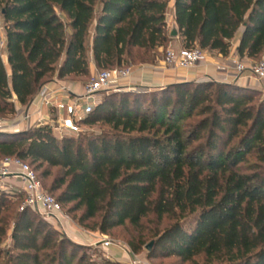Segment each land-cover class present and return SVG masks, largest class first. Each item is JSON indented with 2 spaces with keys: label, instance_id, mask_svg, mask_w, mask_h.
I'll return each instance as SVG.
<instances>
[{
  "label": "trees",
  "instance_id": "trees-1",
  "mask_svg": "<svg viewBox=\"0 0 264 264\" xmlns=\"http://www.w3.org/2000/svg\"><path fill=\"white\" fill-rule=\"evenodd\" d=\"M171 1L182 48L226 57L242 28L239 57H264V0H0V117L14 115V101L28 106L55 75L88 78L91 59L100 70L155 63L171 41ZM97 122L110 130L61 139L49 126L0 133V156L29 161L39 179L57 169L44 189L103 234L126 224L138 229L150 214L171 220L161 232L129 239L137 253L152 238L149 259L264 264L260 91L210 80L119 91L81 124ZM16 198L24 194L0 191V246L9 228L11 239L0 264H120L78 257L90 247L31 208L15 211Z\"/></svg>",
  "mask_w": 264,
  "mask_h": 264
},
{
  "label": "built area",
  "instance_id": "built-area-1",
  "mask_svg": "<svg viewBox=\"0 0 264 264\" xmlns=\"http://www.w3.org/2000/svg\"><path fill=\"white\" fill-rule=\"evenodd\" d=\"M0 35L3 37L2 29ZM3 43L1 41L0 46ZM204 58V53L198 47L190 49H166L163 63L170 69H191L197 62ZM237 74L249 72L258 82H264V59L253 63L248 67L242 63L235 64ZM133 74L131 67L112 68L95 72L90 79L81 87L80 91L72 86L63 83L57 78L43 84L34 100L26 110L16 111L10 118L0 117V133L13 134L26 131L33 127L49 126L53 135L61 139L69 135L82 133V122L93 111L99 102L98 97L103 94H111L121 90L131 91L130 87L122 86V82L129 79ZM155 88H144L145 92H150ZM35 107L31 113L29 107ZM46 110L44 115L40 112ZM8 179H16L20 182L18 192L24 194V208L35 210L40 217L50 223L68 238V233H80L79 237L84 242L81 244L88 247H95L105 252L107 259H114L109 253L112 242L99 233H88L78 228L71 219L64 214L61 205L43 187L37 174L31 167L13 157L0 160V186L11 185ZM122 252L128 259L133 257V262L129 264H140V260L132 251L123 247Z\"/></svg>",
  "mask_w": 264,
  "mask_h": 264
},
{
  "label": "crops",
  "instance_id": "crops-1",
  "mask_svg": "<svg viewBox=\"0 0 264 264\" xmlns=\"http://www.w3.org/2000/svg\"><path fill=\"white\" fill-rule=\"evenodd\" d=\"M172 1L169 4L167 9V20H168V29L171 25V22L174 21L172 19ZM169 17V18H168ZM242 32V28L239 30L235 38L231 43V48L229 51V55L226 57H222L215 51H203L204 58L201 59L196 65L191 69H170L167 68L164 63L163 59L160 57V53H162L163 49L160 48L158 53L159 56L157 57L155 63L153 64H140V65H132L130 66L133 70V74L131 77L121 84L124 87H130L132 89H144V88H159L164 87L167 85H172L181 82H191V81H206L210 80L217 83H234L241 87H248L252 89H257L264 92V82L260 83L256 79H254L249 72H245L242 74H237L235 71V64L242 63L245 66H249V60L246 57H239L237 54V48L239 45L240 35ZM169 47H173L175 49H181L182 45L178 38H171L169 43ZM2 60L4 64L7 66V55L6 52L4 53ZM90 69V77L98 71L95 67L94 62L92 59L89 63ZM55 78L56 75H55ZM58 79V78H57ZM59 80V79H58ZM64 82L63 80H61ZM66 83V82H65ZM72 86L75 90L80 91L81 87L74 86V84L66 83ZM36 97V95H35ZM34 97V98H35ZM33 98V100H34ZM15 103V112L20 110H26L28 106H22L16 101ZM35 107H29V111L33 113L35 111ZM46 110H42L40 112L41 115H44ZM11 184V187L14 186L15 188L19 189L20 182L16 179H8ZM80 233H68V238L72 241L81 244L83 239L79 237ZM117 249L109 248V253H111L114 258L118 260H126V256L123 254H118Z\"/></svg>",
  "mask_w": 264,
  "mask_h": 264
},
{
  "label": "rangeland",
  "instance_id": "rangeland-1",
  "mask_svg": "<svg viewBox=\"0 0 264 264\" xmlns=\"http://www.w3.org/2000/svg\"><path fill=\"white\" fill-rule=\"evenodd\" d=\"M1 27H2V18H1V14H0V28ZM168 48H169V45L165 49H163L162 53H160V57L162 59L164 58L165 51ZM4 53H5L4 49H1V57H3ZM263 59H264V57L262 56V57H260V58H258L256 60H249L250 61L249 64L251 65L253 63L260 62ZM59 64H60V62H59ZM99 70L100 69H98V71ZM53 79H55V76H53L51 80H53ZM89 79H90V76L88 78L69 77V78H65L63 80L64 81L63 83L66 82V83L74 84V86L82 87ZM51 80H49V81H51ZM131 91L138 92V91H143V90L142 89H133ZM258 91H260V90H258ZM120 92H128V91L127 90H121ZM260 92H261V98H264V92H262V91H260ZM111 94H113V93H111ZM107 95H109V94H106V93L101 94L98 97V101L100 102ZM109 130L110 129H109L108 126H106V125H104L103 123H100V122H97V123L92 124V125L91 124L90 125L89 124H83L82 125V134H87V135L101 134V133H104V132H108ZM2 159L3 158L0 156V160H2ZM25 163L28 164L30 162L29 161H25ZM42 171H43V169L37 170V173H38V175L40 177H41ZM57 171H58L57 169H54L52 171V176H50V177H47V178L41 177L40 181H41L42 185H44V188L46 190H48V187H49V185H50V183H51V181L53 179V176L55 174H58ZM16 189L17 188H15L14 186L11 187V185H8V184L0 186V191H4V192L8 193V194H10V196H13L14 194L20 193ZM52 195L54 197H56L54 194H52ZM23 201H24L23 199H20V200L17 201V198L12 200V202H14L13 207H14L15 211H19V209L23 205ZM70 207L71 206L65 207V209H63V212H64L65 215H67L71 219V221L78 228H80L81 230H83L85 232H88V233H99V234L104 235L106 238H108L112 242V246L110 248L111 249L120 250V251H117V250L116 251L118 252V254L121 253V255L122 254L124 255V253L122 252V248L123 247H127V248H129L131 250V248L128 245V241H129V239L131 237L137 236L141 232H143L144 235H149L148 233L150 231L151 232H156V231L157 232H161L162 230L167 228L172 223V221L169 220L168 218H163L162 220L159 221L154 215L150 214L147 218H145L141 222V225L139 226L138 229H134L130 225L126 224L124 227H118V228H115V229L110 230L109 232L103 234V233L99 232L97 229H93L92 228L94 221H89V222H86L84 224H79L77 222V218L80 215V213L79 212H68L67 213L66 211L68 209H70ZM72 242H74V241H72ZM74 243H76V242H74ZM149 243H153V246H154V240L152 238H148L145 241V245L143 246V248L139 252L135 253V252H133L131 250L132 253L137 257V259L141 261L140 264H190V263H181L175 257L149 259L147 257V254H148L149 251H147L145 249L146 246ZM76 244H78V243H76ZM78 245H81V246H84V247H88V246H85L83 244H78ZM153 246H152V248H153ZM0 249L3 250V251H7V250L11 249L10 228H9V231L7 232V235L5 236L3 242H2V244L0 246ZM83 253H86V255H89L94 261H97V262H102L103 260H107V261L111 260V262H113V263L129 264L130 260H131V262H133V260H134L133 257H130L129 259H128V257H126L125 261L124 260L123 261L122 260H118L116 258L107 259L105 257V252L100 250V249H98V248H95V247H90V250L87 249V250H83L82 252H78V257H80ZM195 264H204V261L201 258H199L198 260H196Z\"/></svg>",
  "mask_w": 264,
  "mask_h": 264
},
{
  "label": "water",
  "instance_id": "water-1",
  "mask_svg": "<svg viewBox=\"0 0 264 264\" xmlns=\"http://www.w3.org/2000/svg\"><path fill=\"white\" fill-rule=\"evenodd\" d=\"M168 36L170 37V38H178L179 37V29H178V26H177V24H176V22L175 21H172L171 22V25H170V27H169V29H168ZM182 83V82H181ZM152 246H153V243H149L147 246H146V250L147 251H150L151 250V248H152Z\"/></svg>",
  "mask_w": 264,
  "mask_h": 264
}]
</instances>
